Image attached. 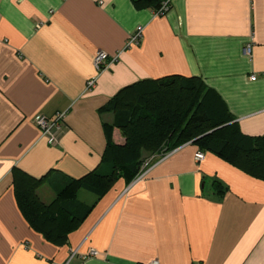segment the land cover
<instances>
[{"label":"crops","instance_id":"obj_1","mask_svg":"<svg viewBox=\"0 0 264 264\" xmlns=\"http://www.w3.org/2000/svg\"><path fill=\"white\" fill-rule=\"evenodd\" d=\"M167 1L158 15L133 0H0V264H264V178L211 152L198 163L192 143L101 197L82 187L59 198L72 179L109 171L104 124L116 115L102 108L141 82L193 79L214 120L229 115L242 134L264 136V0ZM138 31L140 45L127 48ZM98 51L119 54L100 74ZM60 112L67 129L50 145L35 119ZM25 177L43 203L84 216L65 243L23 216L15 189Z\"/></svg>","mask_w":264,"mask_h":264},{"label":"trees","instance_id":"obj_2","mask_svg":"<svg viewBox=\"0 0 264 264\" xmlns=\"http://www.w3.org/2000/svg\"><path fill=\"white\" fill-rule=\"evenodd\" d=\"M133 1L159 11L165 0ZM190 82L193 79L178 77L156 83L141 82L125 88L104 106L103 111L116 115L113 123L104 124L107 147L103 162L109 171L72 179L62 190L60 200H75L82 187L101 197L119 179L130 185L144 173L143 166L151 156L164 155L187 143L202 152L214 153L252 176L264 178V136L242 134L236 123L229 124L233 121L229 115L214 120V112L205 105V97H201L200 90L204 87L189 85ZM226 124L229 125L217 129ZM115 129L125 139L121 145L113 139ZM37 182L25 177L15 189L18 206L29 225L46 240L58 245L65 243L84 216L75 217L55 203H43L35 192ZM213 188L220 196L228 190L219 180L213 182Z\"/></svg>","mask_w":264,"mask_h":264},{"label":"built area","instance_id":"obj_3","mask_svg":"<svg viewBox=\"0 0 264 264\" xmlns=\"http://www.w3.org/2000/svg\"><path fill=\"white\" fill-rule=\"evenodd\" d=\"M169 10H170V2L167 1L163 4L162 8L158 11V15H164ZM141 38H142V32L138 31L137 33H135L134 35L130 37V39L128 40L126 44V47L131 48L134 46H139L141 43ZM250 51H251V47H248L245 50V52L248 54L250 53ZM118 59H119V54L110 56L108 53L104 51H98L95 54L94 61H93L94 69L96 73L100 74L101 72L109 69L112 64L118 61ZM256 79L257 78L255 76L251 77L252 81H256ZM96 81H97L96 77L90 79L87 82V90L93 89L96 86ZM67 117H68L67 112L57 113L55 117L52 119H48L47 117L42 116V115H39L36 117L35 123L37 127L40 129L42 133V137H44L50 145H57L59 143L61 136L67 129ZM205 157H206L205 152H202L200 150L195 154V160L198 163H201L202 161H204ZM98 254L99 253L96 251L91 252L92 256H98ZM150 264H159V263L152 262Z\"/></svg>","mask_w":264,"mask_h":264},{"label":"rangeland","instance_id":"obj_4","mask_svg":"<svg viewBox=\"0 0 264 264\" xmlns=\"http://www.w3.org/2000/svg\"><path fill=\"white\" fill-rule=\"evenodd\" d=\"M145 90V89H144ZM121 138H123V135H122V133L120 134V133H118V135H117V140L116 141H120V139ZM113 139H114V137H113ZM124 139V138H123ZM115 141V140H114ZM121 142V141H120ZM116 143V142H115ZM153 156H151L150 158H152ZM149 158V159H150Z\"/></svg>","mask_w":264,"mask_h":264}]
</instances>
